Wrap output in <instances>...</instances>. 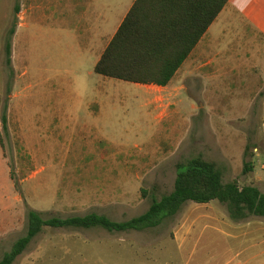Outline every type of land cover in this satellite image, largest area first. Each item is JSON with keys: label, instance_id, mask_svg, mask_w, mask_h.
Returning <instances> with one entry per match:
<instances>
[{"label": "rangeland", "instance_id": "obj_1", "mask_svg": "<svg viewBox=\"0 0 264 264\" xmlns=\"http://www.w3.org/2000/svg\"><path fill=\"white\" fill-rule=\"evenodd\" d=\"M25 4V23L32 25L24 38L32 56L28 75L16 83L5 43L0 61V261L26 235L30 210L44 219L97 213L127 221L170 193L176 164L197 155L215 162L225 183L264 192V35L255 34L254 25L264 23V0L251 3L247 12L255 20L246 34L224 33L221 14L208 31L215 39L202 44L190 68L192 56L183 64L169 93L155 98L138 84L94 72L95 57L77 49L73 24H81L62 16L65 2L55 16L50 0ZM113 32L110 27L97 43L98 52ZM247 56L243 73L210 80L192 74L212 59L219 60L217 68L199 72L220 74L227 58L242 63ZM227 216L218 201L187 202L141 231L44 227L14 264H210L200 246L192 251L201 241L192 243V222Z\"/></svg>", "mask_w": 264, "mask_h": 264}, {"label": "trees", "instance_id": "obj_2", "mask_svg": "<svg viewBox=\"0 0 264 264\" xmlns=\"http://www.w3.org/2000/svg\"><path fill=\"white\" fill-rule=\"evenodd\" d=\"M229 0H137L97 62L96 74L125 82L167 86L188 59L210 25ZM15 10L19 11V4ZM11 66V45L6 47ZM4 127L6 117H2ZM245 171L252 166L246 164ZM173 190L153 198L143 214L123 222L89 213L83 216L44 219L40 212L28 213V230L4 253L0 264H14L44 227L102 228L109 232L155 228L175 216L187 202L227 206L231 217L264 218V192L253 185L225 183L223 172L202 155L176 164ZM169 217V218H167Z\"/></svg>", "mask_w": 264, "mask_h": 264}, {"label": "crops", "instance_id": "obj_3", "mask_svg": "<svg viewBox=\"0 0 264 264\" xmlns=\"http://www.w3.org/2000/svg\"><path fill=\"white\" fill-rule=\"evenodd\" d=\"M50 1L53 2V5L52 7H49V13H52L55 16L58 12V9H60L61 7L58 6V3L61 4L62 2H65V6L63 9L64 14L61 12L62 16L69 19L73 23L77 20L79 24H81L79 26H76V23L73 24V26L77 27L75 28L76 30H74L76 38L82 45H78L77 49L84 55L94 56L96 59V66L97 62L100 60L103 52L108 46L107 45L102 51L98 52L96 49L97 43L106 39L105 35L106 33L107 35H109V28L114 27V32L111 38L108 39L107 37L110 43L119 26L128 15L137 0ZM25 2L26 0H0V61L2 60L1 55L3 50V43H5L4 48L7 62L8 58L6 54V47L7 44L10 43L11 66L12 71H14V73L16 72V83L20 79H23L28 75V71L26 70L25 65L32 61V56L28 48V42L26 40L24 42L26 31L32 27V25H28L25 23L26 16L30 11V9L27 8ZM252 2H254V0L228 1L223 10L217 16L218 18L222 14L225 23H228V25L225 27L226 29H224L225 32L223 31L224 33L229 34L239 31L240 33L246 34L244 28L254 23L253 20H249L254 18L249 16V12H247ZM16 4H19L18 12L15 10ZM77 11L79 12V14L77 13ZM237 12H241L242 16L236 17ZM115 19H118L117 22ZM236 20L240 21V26L234 24ZM212 24L186 60L187 62L185 61V68L188 61H190L191 56L193 57V59L191 61L192 63L188 65V68H190V66L195 62L197 54L202 49V44H207L206 40H208L210 44L211 40L215 39L213 38L214 34H212L211 32L208 33ZM254 25L258 29H256L257 31L255 30V34L258 33L259 36H263L264 23L257 22L254 23ZM241 27L243 28L241 29ZM216 43V41L213 42V46L215 45L216 47L218 45V43ZM23 49H26L25 53L23 52ZM247 58L248 56L242 61V63H236V61H234V58L232 57L229 59L227 58L229 62L227 65L228 67L225 69L223 68V72L220 74H218L219 72H216V70L208 74V76H206V74H203V70V73L201 71L199 72V70L203 66H214V69H216L220 64L219 60L212 59L202 65L200 63V66L196 68L197 70H192V74L196 73L197 76L202 75L204 79L210 80L222 74L227 76L234 75L237 72L243 73V70L248 69ZM183 68L181 70H183ZM181 70H178L170 84L167 86L163 87L156 85L138 84V87L141 90L152 93L154 95L153 98L156 97L158 92H164V95H166L171 91V85L175 83V79L179 72H181ZM18 71H20V73H18ZM247 78L249 81V77ZM261 81L264 84L263 79ZM149 88H153L152 90L154 91H151ZM12 97L15 98L16 94H13ZM262 104L264 106V98ZM157 120L159 121L158 117ZM165 120L168 119H165L164 117V122ZM227 213L228 216L225 218L193 220L192 225L197 226V228H193L189 232H195L197 237L196 239H193L192 243L200 239L201 241L195 242L192 245V251L194 250L193 252L195 253L196 251H198L195 250L196 247L200 246V251L204 253V255H207L210 264H264V218L249 217L245 219H236L230 216L228 210ZM204 238H207L208 240L202 241Z\"/></svg>", "mask_w": 264, "mask_h": 264}]
</instances>
